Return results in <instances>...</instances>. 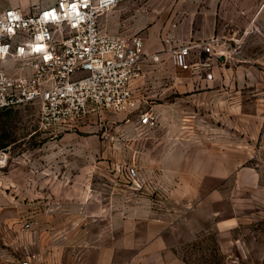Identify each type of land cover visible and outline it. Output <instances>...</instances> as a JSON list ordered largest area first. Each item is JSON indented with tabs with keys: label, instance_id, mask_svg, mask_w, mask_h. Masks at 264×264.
I'll return each instance as SVG.
<instances>
[{
	"label": "rangeland",
	"instance_id": "374dc122",
	"mask_svg": "<svg viewBox=\"0 0 264 264\" xmlns=\"http://www.w3.org/2000/svg\"><path fill=\"white\" fill-rule=\"evenodd\" d=\"M100 25L159 61L118 113L0 111V264H264V0H118ZM209 42L205 67H175L171 49Z\"/></svg>",
	"mask_w": 264,
	"mask_h": 264
},
{
	"label": "built area",
	"instance_id": "2783aa9c",
	"mask_svg": "<svg viewBox=\"0 0 264 264\" xmlns=\"http://www.w3.org/2000/svg\"><path fill=\"white\" fill-rule=\"evenodd\" d=\"M50 1L31 13L0 7V111L38 104L47 127L78 121L91 111H123L143 66L159 56L146 52L140 36L101 28L100 16L118 0ZM170 53L179 70L203 68L212 44H183ZM138 124L151 128L156 118L146 113ZM39 261L46 262L42 252L6 264Z\"/></svg>",
	"mask_w": 264,
	"mask_h": 264
},
{
	"label": "crops",
	"instance_id": "0c3cea01",
	"mask_svg": "<svg viewBox=\"0 0 264 264\" xmlns=\"http://www.w3.org/2000/svg\"><path fill=\"white\" fill-rule=\"evenodd\" d=\"M145 66V65H144ZM143 66V67H144ZM111 258H84L79 260L78 262L69 261L68 259L60 261L58 259L49 260L48 264H111Z\"/></svg>",
	"mask_w": 264,
	"mask_h": 264
}]
</instances>
